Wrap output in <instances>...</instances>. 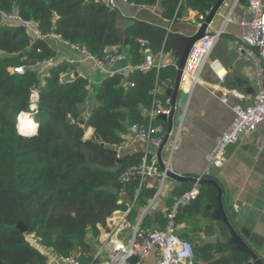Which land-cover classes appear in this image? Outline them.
Instances as JSON below:
<instances>
[{
  "label": "trees",
  "instance_id": "16d2710c",
  "mask_svg": "<svg viewBox=\"0 0 264 264\" xmlns=\"http://www.w3.org/2000/svg\"><path fill=\"white\" fill-rule=\"evenodd\" d=\"M216 1L127 3L159 6L162 17L170 22L191 10L199 23V15L209 12ZM13 10L35 22L41 34H55L98 58L104 48H116L136 66L143 61L144 47L154 55L171 52L165 35L140 21L124 26L127 44H120L116 33L119 14L105 0H0V13ZM140 41H146V45L141 46ZM54 57L55 51L46 40H31L23 26L0 20V264H46L47 256L40 247L51 249L63 259L89 264L93 259L89 236L96 239L99 227L107 230V220L114 212H123L133 203L147 206L156 192V186L144 182L140 187V177L120 182L124 171L141 164L144 153L119 155L117 147L131 125L147 124L143 109L154 108L157 99L166 97L162 89L174 84L175 65L161 62L146 72L132 69L127 74L100 76L92 84L96 104L85 118L81 108L89 95L85 89L88 78L63 80L61 75L70 70L66 62L53 65L43 80L39 78L35 66ZM15 68L23 72L17 73ZM33 90L37 93L35 103L31 100ZM23 112L31 113L38 124L32 134L17 131L16 120ZM156 122L167 127L159 119ZM87 128L93 131L85 139ZM192 185V181H186L173 188L166 209ZM216 194L212 184L198 185L195 199L175 216L176 226L181 227L176 231L179 237L192 243L196 231L186 227L198 217L209 216L207 206L215 204ZM131 212L130 216L137 215ZM154 219V227L164 226L161 211ZM18 221L27 228L25 233L16 227ZM141 225L150 227L148 213ZM220 226L227 237L228 228ZM213 230L214 225L208 224L204 233L209 235ZM29 236L35 238V244ZM229 248L220 242L193 245L194 259L200 264H242L249 259L247 255L228 253Z\"/></svg>",
  "mask_w": 264,
  "mask_h": 264
},
{
  "label": "crops",
  "instance_id": "0c3cea01",
  "mask_svg": "<svg viewBox=\"0 0 264 264\" xmlns=\"http://www.w3.org/2000/svg\"><path fill=\"white\" fill-rule=\"evenodd\" d=\"M234 1L228 2L225 0L219 9L218 15L210 24V30H214L219 26L221 18ZM113 4L120 13L118 27L124 28L126 24L135 20L155 27L167 28L184 35H190L198 28V23L195 22V13L191 10L186 11L179 19L170 22L162 17L159 6L142 7L129 4L123 0H113ZM234 13L245 14L243 0L236 4ZM243 35L244 28L240 25L228 24L213 48L211 58L217 59L224 67L225 75L222 80H219L206 67L201 73V84L196 85L193 90L189 92L186 83L180 85L176 105L179 112L184 111V120L176 148L170 160V170L172 172L191 178L199 176L207 168L206 156L213 147L215 139L231 122L233 108L235 106H245L252 101L256 92L255 66L252 61L245 59L236 51L234 44L236 41L241 40ZM46 42L55 51V57L49 62L35 66L41 80L48 75L49 69L59 62H66L70 66V70L61 75L63 80H72L75 77L83 76L96 83L100 76L107 75L92 70L89 60L64 41L49 38ZM161 62L174 64L176 62L174 51L171 49V52L163 55ZM127 65L126 58L124 60L114 59L106 64V70L109 73L121 72L127 74L129 72L126 69ZM92 92L91 89L81 108L82 115L85 118L89 116L90 109L96 104ZM158 119L165 122L168 127L165 120ZM92 131V128H87L85 135H89L88 138H90ZM169 143L170 140L167 138V142L159 152L158 148L147 147L144 142L138 140L129 132L124 142L117 147V150L119 155H122L134 152L144 153L147 149L150 159L155 160L158 164V159L162 163L167 160ZM225 156L228 159L227 165L223 168H210L207 179H213L221 188L223 208L231 227L264 264V126L260 125L248 140L229 145L226 148ZM144 184L157 187L158 181L155 178H147ZM180 184L181 182L167 177L160 196L146 212L150 215L148 230L157 228L154 227L156 226L154 215L157 212L161 211L165 217L168 210L166 209L167 199L172 189ZM209 206L210 209L207 208L209 210L207 218L198 217L197 221H192L186 227L188 231H196V236L191 240L192 244L195 247H202L205 244L220 242L229 245L228 253L240 254L234 251L233 245L228 244L229 230L227 229V237L221 233L220 225L226 228L227 226L222 222L211 220V213L215 204ZM145 207L134 203L130 213L134 211L137 215L135 217L130 216V220H136ZM232 209L235 210L233 216L230 215ZM122 216V211H116L108 218V221H116ZM208 224H213L214 230L213 233L206 235L204 229ZM179 228L181 227L178 226L177 230ZM111 229L106 230L99 227V236L96 239L89 236L92 256L99 252L100 246L105 240L111 238ZM127 235L128 232L116 233L115 237L125 241ZM39 249L47 256L46 264H71L56 255L51 249L41 247ZM100 257L103 259L105 254L101 252ZM248 258L247 262L251 260L249 256ZM155 260V254L151 252L145 257L144 264H155Z\"/></svg>",
  "mask_w": 264,
  "mask_h": 264
},
{
  "label": "built area",
  "instance_id": "2783aa9c",
  "mask_svg": "<svg viewBox=\"0 0 264 264\" xmlns=\"http://www.w3.org/2000/svg\"><path fill=\"white\" fill-rule=\"evenodd\" d=\"M105 1L107 3L108 0ZM109 1L114 6L113 0ZM123 1L127 2V0ZM239 1L241 0L234 1L226 14L221 18L219 26L216 29L210 30L209 24L204 36L193 44L182 70L180 85L186 83L188 91L193 90L196 85L201 84V73L206 67L219 80H222L225 75L224 67L217 59L211 58V53L215 44L222 36L225 27L228 24H238L244 28V35L241 40L234 43L235 49L245 59L252 61L255 66L256 92L252 101L245 106H235L233 108L231 122L217 136L213 147L206 156L207 168L194 178L195 182H193L192 187L188 191L172 202L165 213L164 226L148 230L141 225V221L144 214L152 207L162 192L165 180L167 179L166 174L170 171V160L176 148L184 120V111L179 112L175 104L172 128L168 134V139L170 140L169 154L167 160L163 163V167H160L155 160H147L148 154L146 149L141 164L128 168L119 178L120 182L126 183L136 177H140V187L147 178H155L158 181V185L153 198L141 215L134 221L130 220V210L134 203L128 205L120 219L116 221L107 220V229L112 228L111 238L101 244L99 252L93 256L89 264H144L145 257L151 252L155 254V264H200V262L194 259L193 244L177 235L175 216L182 206L195 199L198 194V182L209 177L210 168H223L227 165L226 148L229 145L248 140L260 125L264 126V0H243L245 6L244 15L234 13V8ZM208 13L199 15L198 19L200 22L198 23V27L205 20ZM0 20L23 26L31 40L36 38L44 40L49 38L59 39L55 34H41L35 22L23 19L15 10L10 13H0ZM140 44L141 46H145L146 41H140ZM68 45L89 60L92 70L100 74H107V76L115 74L109 73L106 70V64L109 61L114 59L124 60L126 58L125 54L119 53L116 48H104L102 56L98 58L79 45ZM142 54L143 61L136 66L128 63L126 67L128 71L137 69L140 72H146L153 66L161 64L163 56L161 53L154 55L147 47H144ZM14 71L17 73L23 72L22 68H15ZM223 72L224 74H222ZM93 83V81L89 80L85 86L88 92L91 91ZM173 86L174 84L171 86L165 85L162 90H172ZM36 98L37 93L33 90L31 94L33 103H35ZM32 108H34V105ZM172 108L171 100L168 96L164 99H157L154 108L150 110L143 109V113L147 117V124H133L129 128V132L138 140L144 142L147 147H161L164 143L167 129L163 124L156 122V119L161 115L168 117ZM32 121L34 122L32 130H22L19 124L16 123L17 131L23 135L34 133L38 124L33 116ZM124 232H128L125 241L115 237L116 233L121 234ZM101 252L105 254L103 259L100 257ZM65 260L71 264H79L72 258ZM242 264H253V262L250 260Z\"/></svg>",
  "mask_w": 264,
  "mask_h": 264
},
{
  "label": "water",
  "instance_id": "95a60500",
  "mask_svg": "<svg viewBox=\"0 0 264 264\" xmlns=\"http://www.w3.org/2000/svg\"><path fill=\"white\" fill-rule=\"evenodd\" d=\"M225 0H217L214 6L209 11L208 15L206 16L205 20L202 22V24L190 35H184L182 33L173 32L167 28L162 27H156L159 29L164 35L166 40L169 42V45L171 46V49L174 51L176 56V62L174 63L176 68V77L174 81V86L172 90H168L166 92V96H168L171 100L172 110L168 117L161 115L159 116L160 119L165 120L168 124L167 127V134L164 140V143L161 147L158 148V151L160 152L165 143L167 142L168 134L171 131L172 123H173V116H174V107L177 102V96L179 93L180 88V81L182 77V70L185 65L186 58L189 54V51L193 44L198 41L200 38H202L205 34V30L207 29L208 25L213 22L215 17L218 15L219 9L224 4ZM107 5L111 7L112 9L116 10L117 13L120 15L118 10L111 5L110 1H107ZM135 21V20H132ZM116 33L120 39V44L123 46H126L127 44V38L124 35V29L122 27L116 28ZM158 164L160 167H163V163L160 159H158ZM166 176L168 178H171L177 182H186V181H192L195 182L194 178L182 176L179 174H176L172 172L171 170L167 172ZM202 183H210L212 184L216 189V198H215V207L212 210L211 213V220L216 222H222L224 225L227 226L230 234V238L228 240V244H231L234 246V251L240 254H245L251 258V261L253 264H263L261 259L257 256V254L245 243V241L237 234V232L231 227L229 220L227 218V215L224 211L223 204H222V191L219 185L213 180V179H203L198 182V184ZM210 209V206L207 207ZM235 214V210L232 209L230 212V215L233 216ZM16 227L23 233L27 231V228L23 225L21 221H18Z\"/></svg>",
  "mask_w": 264,
  "mask_h": 264
},
{
  "label": "bare ground",
  "instance_id": "6f19581e",
  "mask_svg": "<svg viewBox=\"0 0 264 264\" xmlns=\"http://www.w3.org/2000/svg\"><path fill=\"white\" fill-rule=\"evenodd\" d=\"M222 74H224V72ZM16 123L19 124V127L22 130H32L34 127L32 116L30 113L27 112L20 113L17 117Z\"/></svg>",
  "mask_w": 264,
  "mask_h": 264
},
{
  "label": "rangeland",
  "instance_id": "374dc122",
  "mask_svg": "<svg viewBox=\"0 0 264 264\" xmlns=\"http://www.w3.org/2000/svg\"><path fill=\"white\" fill-rule=\"evenodd\" d=\"M228 2H232V0H227ZM89 137V135H84V138H88ZM28 240L31 242V243H33V244H35L36 243V241H35V238H33L32 236H29L28 237Z\"/></svg>",
  "mask_w": 264,
  "mask_h": 264
}]
</instances>
